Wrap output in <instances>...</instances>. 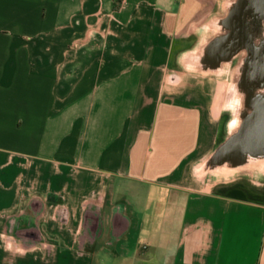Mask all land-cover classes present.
<instances>
[{
  "label": "crops",
  "instance_id": "crops-1",
  "mask_svg": "<svg viewBox=\"0 0 264 264\" xmlns=\"http://www.w3.org/2000/svg\"><path fill=\"white\" fill-rule=\"evenodd\" d=\"M226 1L0 0V264H264V157L210 161Z\"/></svg>",
  "mask_w": 264,
  "mask_h": 264
},
{
  "label": "flooded vegetation",
  "instance_id": "flooded-vegetation-1",
  "mask_svg": "<svg viewBox=\"0 0 264 264\" xmlns=\"http://www.w3.org/2000/svg\"><path fill=\"white\" fill-rule=\"evenodd\" d=\"M219 26L221 32L207 46L208 61L232 62L246 104L264 100V0H233ZM235 143L227 150L236 149Z\"/></svg>",
  "mask_w": 264,
  "mask_h": 264
},
{
  "label": "water",
  "instance_id": "water-1",
  "mask_svg": "<svg viewBox=\"0 0 264 264\" xmlns=\"http://www.w3.org/2000/svg\"><path fill=\"white\" fill-rule=\"evenodd\" d=\"M247 120H250L249 122ZM248 122V124L246 123ZM247 129V131H246ZM236 141V149L227 150ZM264 100L245 104L240 126L213 152L214 162H243L248 158L264 157ZM226 149V150H225ZM232 150V151H231ZM225 151V152H224ZM228 158V159H223Z\"/></svg>",
  "mask_w": 264,
  "mask_h": 264
},
{
  "label": "rangeland",
  "instance_id": "rangeland-1",
  "mask_svg": "<svg viewBox=\"0 0 264 264\" xmlns=\"http://www.w3.org/2000/svg\"><path fill=\"white\" fill-rule=\"evenodd\" d=\"M233 0H227L224 3V12L227 13L228 9H229V5ZM219 26V21H218V25ZM230 84L232 85L231 87V97L232 100H234V104L231 105L230 109L227 110L226 113H224V115L222 116V126L224 128L225 133H223L220 138L222 141H224L225 139H227L229 136H231L232 134H234L236 132V130L238 129L240 122H241V118L243 115V112H239V110H241L242 106L244 107L245 105H243V102H245L246 104V100H245V96H246V90H244V88L240 87L239 85L236 84V78L234 77L231 81H229ZM242 113V114H241ZM222 133V132H221ZM217 159L216 156H211L210 161ZM223 159H228V158H224ZM208 167L211 166H215L217 164H206ZM219 165V164H218ZM230 166H238L241 164H229ZM223 166H227V164H224Z\"/></svg>",
  "mask_w": 264,
  "mask_h": 264
}]
</instances>
